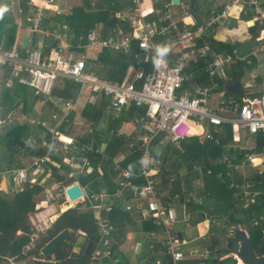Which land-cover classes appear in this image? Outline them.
Instances as JSON below:
<instances>
[{
    "label": "built area",
    "instance_id": "2783aa9c",
    "mask_svg": "<svg viewBox=\"0 0 264 264\" xmlns=\"http://www.w3.org/2000/svg\"><path fill=\"white\" fill-rule=\"evenodd\" d=\"M260 1L230 0L220 10L207 15L201 23H188L186 20L192 18L189 5H181V19L177 21L171 14V7L174 6L172 0H129L130 12L115 15L126 25L127 31L119 29L107 39L91 31L80 39L82 43L77 46L125 56L132 53L127 57L132 59L131 68L135 66L136 72L132 79L117 83L89 71L85 60L74 56L70 46L54 28L43 27L45 10L53 12L55 16L63 14L56 0H28L30 12L18 28L30 34L52 37L57 44L52 50L53 56H46L37 48H23L15 40L8 50L0 49V70L6 64L11 66L6 85L10 86L12 81H16L30 88L35 96L49 98L58 81L68 78L79 85V90L74 99L61 100V114L53 113L48 120L35 122V126L43 129L49 137L41 143L44 153L30 156L27 166L0 168V179H8L11 188L16 191L25 186L44 187L45 171L42 165L49 160L50 151L54 148L63 152L77 150L80 172L93 171L88 154L102 153L95 146L94 139L89 137L81 142L83 135L65 134L59 128L69 123V116L76 111L79 99H85V103L91 106L103 100L115 116L124 115L132 107L143 109V113L131 119L138 135L126 145L129 152L138 150L140 154L135 172L120 166L125 154L121 153V156L113 159L116 189L112 194L104 189L91 193L82 190L83 197L78 201L89 204L99 234L98 246L89 256L90 264H99L104 260L107 264H124L111 248L114 227L108 216L113 206L110 200L120 199L128 193L132 199L145 202L146 211L158 225L167 228L176 222L174 209L161 204L157 198L156 178L165 172V161L152 156L150 144L160 134H165L162 143H168L183 153V140L194 138L217 145L230 127L234 144L222 147L219 162L226 167V175L232 181L235 175L242 177L241 185L232 182L231 187L243 192L241 209L250 208L260 193L250 190L248 179L252 175H247L245 169H253L256 176L264 177V160L260 158L264 157V150H261V155L253 152L257 137L264 139V84L257 97L234 98L227 95L225 84L228 71L238 62L250 64V61L247 57L239 58L234 49L230 53L214 52L205 39V33L213 32L230 19H237L246 10H253L259 23V39L264 42V9ZM18 13H22L20 9ZM161 49H167L163 56L158 52ZM141 54L152 55V61H140ZM206 79L208 84L202 85L200 82ZM241 132L252 147L242 149L237 146L236 143L241 141ZM91 133L89 129L87 134ZM95 171L100 172L99 166ZM63 195L65 201L70 203L64 191ZM253 225L259 227L260 234L264 236V213L254 219ZM164 245L166 259L155 260L152 264H180L183 258L182 242L174 234L166 233Z\"/></svg>",
    "mask_w": 264,
    "mask_h": 264
},
{
    "label": "trees",
    "instance_id": "16d2710c",
    "mask_svg": "<svg viewBox=\"0 0 264 264\" xmlns=\"http://www.w3.org/2000/svg\"><path fill=\"white\" fill-rule=\"evenodd\" d=\"M108 1L110 3L113 2V0ZM190 1V8L193 11L197 0ZM128 7H130V4L127 2L114 3L113 6H107L103 13L85 15L83 23L81 22L78 25L74 22V11L70 17L64 19L67 26L75 27L73 36L74 45L76 42L81 44L82 41L80 39H83L91 32L99 21H102L104 26L113 32L120 25V21L114 17V12L122 11ZM19 9L22 12V16L25 17L29 14L30 10L26 4V0H19ZM95 17L100 18L95 19ZM58 18L55 21L61 22V19ZM15 31L16 24L13 17L11 15H0V49L8 50L12 46L15 39ZM220 46L221 48L216 50V53H230L233 50V46L225 44H220ZM133 50L135 51V46ZM127 56H132V53L127 54ZM125 57L123 54L111 56L107 51H102L96 54L94 60L87 59L85 62L86 65L94 66V71L100 78L110 82L121 83L127 76L128 68L133 64L132 59L130 60L128 57L129 61H127ZM248 58L250 59V57ZM246 68L248 66L245 62H238L232 66L228 71L227 83L240 82ZM4 69L7 76H9L11 70L10 64H6ZM148 70L149 67L146 68V71ZM135 72L136 69L133 66L129 76H127L128 80L132 79ZM62 82V88L55 87L51 96L61 100L74 99L78 93L79 85L68 78H62ZM200 83L206 85L208 84V80H203ZM227 95L230 94L227 92ZM12 105L13 103L9 104V110ZM104 107L106 105L103 100L98 101L93 106L84 103L81 107L80 116L89 125V128L92 129L91 135H85L83 140H80L81 142H85L89 137H92L96 147L101 144V134L97 133L94 127L98 123V118L101 116V111ZM139 113H143V109L132 107L128 111V116L133 118ZM123 117L124 115L117 116L113 120L114 127H119L123 122ZM73 129L74 115L71 114L69 116V123L63 124L59 130L65 134H73ZM28 132L29 128L27 126H16L0 137L1 144H4L7 150H10L12 145L22 148L26 147V150H28L29 148L24 144ZM231 133V128L228 127L226 136L220 139L217 145L199 142L194 138L183 140L181 143L183 148L182 154L177 151L171 152L169 144L162 143L165 134H160L151 141L150 150L153 157H160L166 160L163 171L177 174L179 176L178 182L180 179H183L186 183L185 188L179 185L178 182L174 183L170 191L173 196L175 194L181 196L180 193L192 192L193 182L201 176V185H196V200L188 202L192 213H198L200 220H202V216H207L208 218L212 216H224L228 219V226L234 225L248 232V240L254 253L256 256L262 257L264 254V236L260 234V228L253 225V221L264 213V177L256 175H253L255 177H249L250 190L258 191L260 196L250 208L242 210L241 201L243 199V192L231 187L232 182L241 185L243 183L242 177L235 175L232 181L226 175V167L219 162L223 150L222 147L233 142ZM134 138L115 133L106 140L105 148L101 154L89 153L88 157L94 170L78 178L80 185L82 187L87 186L89 193L104 189L108 194H112L116 189L114 183L115 173L112 171L113 159L122 152L125 155L123 160L120 161V166L133 172L137 170V159L140 152L138 150L129 152L126 148L127 143L133 141ZM257 143L258 149L264 150V139L262 137H258ZM43 153L40 150L36 155L41 156ZM63 157L64 155L61 154V150L54 148L50 151L49 158L51 161L60 164V167H55L46 162L42 165L45 173H50L49 183L56 185L57 192L62 196L58 201L59 205L65 202L64 189L76 181L75 177L69 176V165L62 163ZM6 159L1 161H6ZM15 166L19 167V165ZM97 166L100 168L99 173L95 171ZM182 167L186 168L187 173L181 175V177L179 171ZM137 183L142 182L138 181ZM45 187L47 186H25L11 193H6L0 189V264H12L14 261L25 260H35V264H90V257H83L80 260H71L69 258L73 244L80 235L85 236L87 243L91 242L93 244V250L98 246V229L94 213L88 203H78L62 213L58 212L57 218L45 231V234L33 244V252H31L32 250L26 252V248L31 243V238L35 234V228L30 223L29 217L38 211L36 209V197L42 193ZM108 216L114 227L111 248L116 252L124 241L126 213L119 209L117 205H113ZM63 230L70 232L69 239L61 244L51 256L43 258L40 254V249ZM237 230L238 228L236 227L233 229V231ZM230 240L231 238L228 241ZM218 242L219 240L215 239L212 249H210L216 255L217 264L223 262L237 264V255L232 254L231 256L221 257L222 252L226 251L231 254L232 251L227 250V246L221 250H216ZM100 263L104 264L102 261Z\"/></svg>",
    "mask_w": 264,
    "mask_h": 264
},
{
    "label": "crops",
    "instance_id": "0c3cea01",
    "mask_svg": "<svg viewBox=\"0 0 264 264\" xmlns=\"http://www.w3.org/2000/svg\"><path fill=\"white\" fill-rule=\"evenodd\" d=\"M4 1H9L13 4V0H0L1 11L2 9H4V5L2 4V2ZM14 1L17 6V12L12 11L10 12V14H5L11 15L13 17L14 23L16 24L14 40L18 41L21 46L23 40H25L26 49L32 50L37 48L44 55L53 56L54 53L52 52V50L57 43L52 37H44L39 34H30L22 30L21 28H18L20 25H22L24 16L18 13L19 0ZM27 1L28 0H26V4ZM178 1L180 4L177 3L171 7V14L177 21L181 19V5L186 4L190 6L191 3L190 0ZM229 1L230 0H197V3L194 4L195 9L191 11V17H194V21L191 18L190 20H186V22L190 23L192 21L194 23H201L207 15H209L211 12L220 10L221 7L229 3ZM123 2H127L128 4H130L129 0H113V2L111 3L108 0H56L57 7L63 11V14L55 16L53 12L45 10V23L43 22V27L54 28V30L59 33L62 39L70 46V51L73 52V54L82 53L85 51V49L88 48L83 49L81 47H77L78 45H81L78 42H76L74 45L73 36L75 27L67 26L64 19L70 17L75 11L74 22L76 23V25H78L85 19V15L103 13L107 6H113L114 3L117 4ZM260 3L261 7L264 9V0H261ZM12 4L10 6H12ZM130 8L131 4L130 7L122 11L119 10L117 12H114V17L118 13L128 14L130 12ZM198 8H201V10H198ZM57 18L61 19V22L55 21V19ZM97 18L100 17H95V19ZM235 20H237L238 23V30L236 32H230L227 30V25L229 23L228 21L217 26L213 32L207 31L205 33V39L211 45L213 51L215 52L216 50L221 48L220 44L233 46V43L237 41L234 39V35L239 36L243 34L250 38V41L252 43V52L251 55L248 56L250 57V59L247 57V60L250 61V64H247L245 62L248 68L245 69L244 76L239 82L241 85L242 93L240 95L230 94L229 96H232L234 98H238L239 96L257 97L261 86L264 84V42L259 39V23L257 22V16L253 10L244 11ZM119 29L127 31L126 25L121 22L117 29L111 32L110 29L104 26V23L102 21H99V23L95 24V27L92 29V31H95L101 38L107 39L113 37ZM73 49H82V52H76ZM88 50H90L91 55L89 56V59L92 60L95 59L96 54L102 51H107H99L97 49ZM107 52L111 56H115V54H117L110 51ZM86 67L89 71H92L97 75V73L94 71L93 65H86ZM131 69V67L128 68L127 76H129ZM9 76H7L3 67L0 70V128L3 124L11 126V128L9 129H12L16 126H27L29 128V132L28 136L24 140V144L29 149L26 150V147L22 148L12 145V148L10 150H7L4 144H1L0 141V168L2 169L16 167L15 165H19V167L27 166L30 156L36 155L40 150L44 152L41 147V143L43 141H47L49 137L43 129L35 126V122L39 119L48 120L45 119L46 109L49 110L52 114H61V99H57L52 96L49 98L37 97L34 95L33 91L30 88L25 87L16 81H12V84L10 86H7L6 82ZM127 76L124 80L128 78ZM58 83H60L61 85H58ZM58 83L56 85V88H62V79L59 80ZM229 84L230 83H227L225 85L227 86ZM28 90H30L31 93H28ZM11 103H13V105L9 110V104ZM84 103L85 99H79L77 109L72 113L74 115L75 126L80 122L85 123L87 126V130L80 134L83 135V138L85 137V135H87V131L91 129L89 128V125L85 122V120L80 116L81 107ZM105 108H107V106L103 109ZM128 111L124 113L123 122L117 128L113 125V120L117 117L113 113L109 114L108 116H104V113L101 122L95 125V131L101 134L100 139L102 142L97 146L101 151H103V149L105 148L106 140L113 136L115 133L122 134L126 137H136L138 135L137 128L132 123V118L128 116ZM34 114L37 115L39 119L33 120L32 116ZM7 131L1 132L0 137L3 136ZM257 141L258 137L256 139V147L254 148L253 152L257 155H261L262 151L258 149ZM230 144H234V141ZM170 151L173 152L177 150L170 148ZM177 152L180 153L179 151ZM121 153L118 156H121L123 154ZM61 154L64 155L62 163L68 164L69 170H73L76 164L77 168L73 170L75 171V173L70 171L69 176L75 177L76 181L74 183H77L85 192V189L88 188L87 186L82 187L78 182V178L81 175L90 173V171L82 173L80 172L81 165L80 161L78 160L77 150H70L68 152L61 151ZM5 158H7L6 161H1ZM260 158L264 160V157ZM164 161L166 163V160ZM46 163H49L55 167H60V164L51 161L50 158ZM183 169L185 171L184 173L182 172ZM254 170H257V168ZM186 173L187 171L185 167H182L179 171L180 175H184ZM44 174L45 185L48 186V183L50 182V176L47 177V174L50 173L44 172ZM250 175H252V177H255L253 175L256 174L254 172ZM7 180L8 179L2 178L0 182V189L4 192H6V189H8L6 183ZM156 181L158 184V201L163 205L172 207L176 213L177 220L175 223L170 224L167 228L158 225L154 218L151 217V215L146 211L145 202L132 199L128 193H125L120 199L110 200L111 204L117 205L119 209L125 211L126 213L124 241L116 251L121 261L124 264H130V261L125 258L123 253L124 250L129 252V250L134 251L135 248L136 252L133 253L135 255H139V259L135 261V264H152L155 260H165L166 254L164 243L166 240V233H170L174 234L182 242L181 251L183 258L180 264H215L213 261L216 260V255H214L215 253L211 252L210 250L212 249L213 241L215 239L219 240L216 250H221L227 246V243L225 244V246L221 244V239L219 238L217 231L223 229L224 227H229L230 230L227 231L230 233V231L233 230L234 225L228 226V219L224 216H212L209 218L207 216H202V220H200L199 214L192 213L188 205V202L190 200H196V191H192V193H180L181 196L179 194H175L173 196L170 191L172 190L174 183L171 184L165 181L163 175L158 176L156 178ZM160 185H164L165 188H161ZM198 185L200 186V184ZM2 186L4 189L1 188ZM78 203L84 204V202L78 201L75 202L74 205L73 203H68L69 205H67V202L65 201L64 204L59 205L60 208L58 210L53 211L46 216L44 215L45 210H42L45 205L36 203V209H38V211L31 214L29 217L30 223L35 228V234L31 238V243L27 246L31 248V252H33V244L38 241L42 235L45 234V231L57 218V213H62L68 208H71V206H75ZM239 229L242 228L238 227V230ZM244 231L248 236V232L246 230ZM34 261L35 260L14 261L12 264H35ZM105 261L106 260L102 262H104V264H107V262L105 263ZM237 264H242V262L240 260H237Z\"/></svg>",
    "mask_w": 264,
    "mask_h": 264
},
{
    "label": "water",
    "instance_id": "95a60500",
    "mask_svg": "<svg viewBox=\"0 0 264 264\" xmlns=\"http://www.w3.org/2000/svg\"><path fill=\"white\" fill-rule=\"evenodd\" d=\"M172 3H179L178 0H172ZM194 21V17H192ZM227 30L232 32H236L238 30V23L235 19H230L227 25ZM234 39L237 40L233 43V49L236 55L239 58H246L251 55L252 52V43L250 38L245 35H234ZM26 41L23 40L22 47L25 48ZM74 51L82 52V49H73ZM127 61H129L128 57H125ZM139 60L142 62H150L152 61V55L141 54L139 56ZM226 90L229 94L240 95L242 93L241 85L239 82H233L226 86ZM163 178L165 181L169 183H175L178 180V175L175 173H170L165 171L163 173ZM16 191V189L8 188L6 189V193H11ZM64 194L68 198L70 203L77 202L81 197H83V191L81 187L74 183L70 187L64 190ZM230 236L232 239L227 242V250H231L232 253H227L226 251L221 253V257L231 256L232 254L237 255L242 264H264V258L256 256L254 253L250 242L248 240V236L246 232L242 229L237 231H230ZM70 237V232L68 230H63L58 233L54 238H52L49 242H47L41 249L40 254L43 258H47L53 254V252L64 242H66ZM93 250V244L91 242L87 243L85 236L80 235L75 243L73 244L72 251L69 255L71 260H80L83 257H89ZM215 264L218 263V260L213 261ZM143 264V263H141Z\"/></svg>",
    "mask_w": 264,
    "mask_h": 264
},
{
    "label": "rangeland",
    "instance_id": "374dc122",
    "mask_svg": "<svg viewBox=\"0 0 264 264\" xmlns=\"http://www.w3.org/2000/svg\"><path fill=\"white\" fill-rule=\"evenodd\" d=\"M2 4L4 5V9H2V11L0 10V14H10V12H17V6H16V4H15V1L13 0V4L11 3V2H9V1H4V2H2ZM12 4V6H10ZM0 9H1V7H0ZM198 10H201V8H198ZM74 56L76 57V58H79V59H85V60H87V59H89V56H91L90 55V50H88V49H85V51L84 52H82V53H74ZM60 83H58V85H59ZM61 85V84H60ZM28 93H31V91L30 90H28ZM45 112H46V115H45V119H49V117H50V115L52 114L49 110H45ZM104 113H105V115H104ZM113 112L107 107V108H105V109H102V111H101V116L98 118V123H100L101 122V120H102V118H103V115L104 116H108L109 114H112ZM114 114V113H113ZM32 118H33V120H37V119H39V117H37V115H33L32 116ZM115 119V118H114ZM29 126V125H28ZM33 127V126H32ZM9 128H11V126H8V125H5V124H3L2 126H1V128H0V133L1 132H3V131H7ZM10 130V129H9ZM87 130V126H86V124L85 123H79V124H77L76 126L74 125V129H73V131H72V133L74 134V135H80V134H82L84 131H86ZM21 132H23L24 133V131L23 130H21ZM244 137V134L241 132V141L239 142V143H237V145L239 146V147H241L242 149H246V148H250V147H252V143L251 142H248V141H246L245 140V138H243ZM169 147L170 148H172L171 147V145L169 144ZM169 148V149H170ZM77 168V166H76V164H75V166H74V168H73V170H75ZM73 170H70L71 172H73V173H75V171H73ZM198 171V170H197ZM183 173L185 172L184 171V169H183V171H182ZM245 172L247 173V175L248 174H252V173H254V171L252 170V169H250V168H246L245 169ZM77 174V173H76ZM181 176V175H180ZM182 177V176H181ZM178 180H179V178H178ZM178 180L176 181V182H178ZM175 182V183H176ZM7 187L8 188H11V184H10V181L9 180H7ZM48 183V182H47ZM46 183V184H47ZM179 183V185H181L182 187H186V183L184 182V180L183 179H180V181L178 182ZM201 183H202V179H201V176H199V178L198 179H196L195 180V182L193 183V191L195 192H197V190H196V185H198V184H200L201 185ZM160 187L161 188H165V186L164 185H160ZM2 189H4L3 188V186L1 187ZM88 191V189H85V192L86 193H88L87 192ZM190 193H192V192H190ZM62 196H61V194H59L58 192H57V186L56 185H54L53 183H49L48 184V186L47 187H45L44 188V190L42 191V193H40L37 197H36V203L37 204H41V205H45V207H43L42 208V210H45V216L46 215H48L49 213H51V212H53V211H56V210H58L60 207H59V204H58V201H59V199L61 198ZM67 205H69L68 203H67ZM66 205V206H67ZM73 205H74V203H73ZM71 207H74V206H71ZM238 228L237 226H234V228ZM233 228V229H234ZM227 230H230V228L229 227H224L223 229H221V230H219V231H217V233H218V235H219V238L221 239V244H223L224 246H225V244L227 243V241L231 238L232 239V237L230 236V234H229V232L227 231ZM231 231H233V230H231ZM133 252H136V248L134 249V251H132V250H129V252H127V251H125L124 250V256H125V258L128 260V261H130V264H135V261L136 260H138L139 259V255L137 254V255H135Z\"/></svg>",
    "mask_w": 264,
    "mask_h": 264
},
{
    "label": "clouds",
    "instance_id": "9594fccd",
    "mask_svg": "<svg viewBox=\"0 0 264 264\" xmlns=\"http://www.w3.org/2000/svg\"><path fill=\"white\" fill-rule=\"evenodd\" d=\"M167 49H161V50H158L159 52V55L163 56L165 53H166ZM239 260V258H237Z\"/></svg>",
    "mask_w": 264,
    "mask_h": 264
},
{
    "label": "bare ground",
    "instance_id": "6f19581e",
    "mask_svg": "<svg viewBox=\"0 0 264 264\" xmlns=\"http://www.w3.org/2000/svg\"><path fill=\"white\" fill-rule=\"evenodd\" d=\"M31 250V248L30 247H27L26 248V252H28V251H30Z\"/></svg>",
    "mask_w": 264,
    "mask_h": 264
}]
</instances>
